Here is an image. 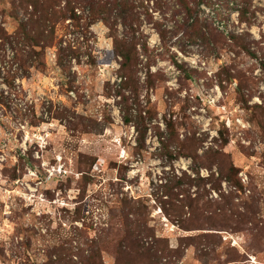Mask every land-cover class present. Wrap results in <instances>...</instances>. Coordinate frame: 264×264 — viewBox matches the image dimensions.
<instances>
[{
    "label": "rangeland",
    "instance_id": "374dc122",
    "mask_svg": "<svg viewBox=\"0 0 264 264\" xmlns=\"http://www.w3.org/2000/svg\"><path fill=\"white\" fill-rule=\"evenodd\" d=\"M124 2L73 20L0 0V264L93 243L97 264H264V0ZM128 221L139 252L118 255Z\"/></svg>",
    "mask_w": 264,
    "mask_h": 264
},
{
    "label": "trees",
    "instance_id": "16d2710c",
    "mask_svg": "<svg viewBox=\"0 0 264 264\" xmlns=\"http://www.w3.org/2000/svg\"><path fill=\"white\" fill-rule=\"evenodd\" d=\"M63 0H20V3L25 4L26 7L31 6L34 11L36 10L37 12L41 11V14L43 15H47L49 14V10L51 12V10H53L52 12V17L53 19H57L59 16H61L62 18H71L73 20H78L79 19V15L77 14L78 11H88L89 14L91 16H93V18H103L104 20H106L105 17H103L106 13L109 12V6L108 5H114L116 7L121 6L124 7L125 6V2L124 0H105L102 2V0H64L65 1V7L63 8V10L61 11H57L56 7L59 6V4L62 2ZM196 2V5L199 6L200 3L203 2V0H194ZM179 3L181 4L182 9L184 10V13H186V15L189 17L193 16V8L189 5V2H186V0H179ZM44 11V12H43ZM241 14V12H240ZM43 15V16H44ZM59 15V16H58ZM199 22L196 20L194 21V23L192 24V26H196V31L194 33V37L197 38V35L200 34L201 32V27H198L197 24ZM197 34V35H196ZM217 35H221L222 33H219V31L217 29H210V36H214L216 37ZM119 56H121L122 58V63H121V68L123 71H126V73H130L132 71V66H133V61L135 59V52L133 50H129V49H125L122 48L118 51ZM122 77L126 76L121 75ZM123 83V81H122ZM128 118L125 117V121L128 122ZM169 127V124H168ZM171 128V127H170ZM232 171H235L234 167H231L228 173H224L222 170H220V176L222 177V179L227 180L229 183L231 181V177H230V173ZM236 184V183H234ZM224 202H221L216 205V209H219L221 211H224V209L231 205V196H224ZM200 199H191V197L189 198V202L185 203L183 206H188V208L191 211V217L188 219V222L191 221V223H195L196 220L195 219H201L203 223L206 224H210L211 227H215V225H212L213 223H211V218L212 215L208 214L207 212L209 211V206H212L211 201H207L205 203H203V200H201L200 202H198ZM202 202V203H201ZM199 203L202 204V206L198 207L197 205H199ZM194 205H196V207H194ZM214 205V204H213ZM207 206V207H205ZM126 219H128V215H126L124 217V220L126 222ZM129 221L127 223V229H128V234L125 235L123 237L122 240H120L119 245L116 249V252L118 255H121L123 252H126L127 254L133 249V251L135 253H138V247H132L129 246L127 241H136L137 240V235L139 234H134L132 232L131 227H129ZM184 230H196V229H201V228H196L195 225L193 226H186L183 227ZM148 236V234H147ZM198 236H194V237H189L188 240L189 242H191L193 239H196ZM211 237H215L214 235L210 234V235H202L199 237V239H205L206 241L210 242L209 239ZM188 242V243H189ZM156 244H160V242L156 243ZM90 255L87 257H83L81 264H97V255L98 253L101 251V248L99 245H96L95 243L91 244L90 246ZM159 248H155L153 249V247H147L146 248V255L148 257H159L157 255L158 252H160L162 255L164 256H170L172 257L173 255L171 254V252H175L180 254V252L178 250L175 251H171V250H166L164 247L159 246ZM143 248V247H142Z\"/></svg>",
    "mask_w": 264,
    "mask_h": 264
}]
</instances>
